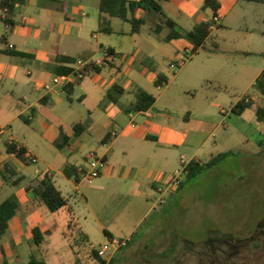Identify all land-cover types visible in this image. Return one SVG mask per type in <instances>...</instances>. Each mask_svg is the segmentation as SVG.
Instances as JSON below:
<instances>
[{"label":"rangeland","instance_id":"374dc122","mask_svg":"<svg viewBox=\"0 0 264 264\" xmlns=\"http://www.w3.org/2000/svg\"><path fill=\"white\" fill-rule=\"evenodd\" d=\"M86 4V10L92 16L96 6L92 0H86ZM162 5L164 12L184 30H190L194 22L206 18V10L203 9L189 17L183 4L163 1ZM142 16L148 19L150 15L144 13ZM153 19L150 18L143 25L144 29L139 34H109V43L120 53L115 59L116 63H120L127 56L121 68L123 74L117 81L128 89L137 86L148 88L155 99H158L156 110L168 113L173 118L177 113L184 115L186 111L189 112V117L196 116L193 121L197 132L189 131L185 145L176 147L177 154L182 152L188 158L196 156L203 162L219 153L227 152V156L212 168L186 181L183 179L180 194L177 197L168 195L163 205L155 202L159 197L156 195L146 207L137 210L125 208L123 202L103 209L104 207L94 203V196L89 194L92 204H95L92 206L98 218L96 220L91 211L88 212L84 199L85 186L88 187L90 183L84 180L82 186L76 188L74 180L64 176L61 170L69 163H85L82 155L102 146L97 139L101 130L95 128L82 137H76L71 145L61 149L48 140L54 127L71 134L70 126L74 121L89 118L88 110L93 109L92 103L89 100H77L85 92L88 75L82 85L76 86L73 102H69L64 94L55 95L50 92L48 101L39 104V96L47 93L42 87L44 82H50L54 75L50 77V72H47L44 77H39L37 67L30 68L32 75L25 76V79H32L26 84L19 82L12 86L10 81H3L0 85V124L9 120L16 110L33 104V122L28 124L21 118H16L11 122L12 131L37 157L50 165L47 167L42 161L35 159L23 166V173L31 176L50 172L52 180L59 186L82 231L88 237L84 233L76 240L74 238L78 235L72 237L78 245L74 250L72 240L64 237L62 233L65 225L64 213L53 214L48 211L46 222L53 229L48 238L39 244L46 264H75V261L78 264H97L89 253L103 245H110V250L104 257L106 264L111 260L112 264H209V257L204 259L200 256L208 254L205 252L211 255L213 250L217 252L218 243L224 245L227 240L237 242L252 238L257 236L258 232H254L260 224L264 228V123L257 121L254 115L255 108L264 103V96L251 86L254 76L264 64V34L260 33L264 30V3L241 0L225 11L221 20L224 27H214L205 40L204 47L196 52L185 54L184 49H181L173 57L176 59L172 61L176 64L175 68L170 66L169 59L160 60L156 57L152 62L150 58V54L156 50L148 42L149 38L153 39L148 34V28L152 26L154 31L156 26L153 25ZM97 22L88 21L90 24L85 30L87 46L95 45L98 41L107 43L102 36L106 33L98 29ZM110 24L116 30L127 31L131 27L129 22L116 17L110 19ZM92 30L99 35L98 39L92 38ZM168 31V27L160 24L159 35ZM155 41L157 48L170 47L162 40ZM213 43L221 48L219 54L210 51ZM170 45H174V42ZM188 48L191 50V45ZM133 58H136L134 68L129 67V61ZM141 61L151 69L144 79L137 81L133 75H127L126 69L128 67L136 70L141 65L142 70H146L148 67L141 64ZM21 67L27 69L24 65ZM231 69L232 73L229 75ZM110 70L111 67H106L103 73L108 75ZM152 71L162 72L168 77V82L156 87L153 84ZM92 73L95 72H91L88 77ZM205 75L210 77L204 79ZM218 80L227 82L228 88L218 91ZM11 90L13 93H10ZM244 94L250 95L253 100L245 120L232 112L233 104ZM133 99L132 93L124 97L123 101ZM221 107L228 113L222 114ZM204 110L205 114H200ZM2 142L3 138L0 137V144ZM72 150L75 151L71 152ZM14 164L21 168L17 162ZM2 196L0 195V200L5 198ZM153 204L154 208L147 213ZM132 229L134 235L127 239V232ZM104 230L112 232L113 239L125 241V245L115 250V246H111L113 239ZM170 239L178 240L176 249L163 257L161 253L168 247ZM256 242L258 243L255 239L242 242V249L253 253ZM34 255L38 256L37 253ZM28 258L24 255L22 263ZM235 260L237 264H264V256L245 255L235 257ZM226 261L231 260L227 258Z\"/></svg>","mask_w":264,"mask_h":264},{"label":"crops","instance_id":"0c3cea01","mask_svg":"<svg viewBox=\"0 0 264 264\" xmlns=\"http://www.w3.org/2000/svg\"><path fill=\"white\" fill-rule=\"evenodd\" d=\"M203 1L204 0H179L174 3L183 4L186 14H188L189 17H192V15L202 10ZM218 1L220 2V8L217 12V16L218 21L222 24L221 20L223 19L225 11L230 10L241 0ZM92 2H94V5L96 6V11L92 16H89L90 12L86 10V0H25L22 5L18 6L14 14V24L11 25L9 31H7L4 25L0 23V85H2L3 81L7 80L10 81L12 86L19 82L26 84L32 79L31 77L25 79V76L32 75L31 67H37L36 71L39 77H44L47 72H50V77H52L56 74L55 69L59 65V62L56 60L58 55L70 56L75 59L88 57L94 58L101 57L102 54L100 55L99 51H102L103 53L107 48H111L114 51V60L109 65H105L100 72L92 73L93 75L91 77H88V75L87 78H89V81L84 86L85 92H82L77 97L78 101L89 100L92 103L93 109L91 108L92 110H88V113L90 114L89 118H79V120L74 121L70 126L71 134L67 133L71 136V145L76 137H82L85 133L93 131L95 128L101 130L97 139L102 146L96 148L95 151L105 158L106 165L100 176L88 184V187L85 186L86 193L84 195V199L88 205V212L91 211L93 217L98 220L96 212L94 211V206H92L96 203H98L100 207H104L103 209H109V207H111L110 205H117L120 202H123L125 208L129 210H137L140 207H146L149 201L156 198V195H158L155 191L156 185L164 182L169 174L181 168L180 155L183 153L180 152V154H177L176 147H183L187 142L189 131L192 130L196 133L197 128L194 129L193 121L196 119V116L193 117L194 119L189 117L188 111H186L184 115L177 113V116H174L173 118L168 113L156 110L158 99H155V103L147 111L141 112H125L120 105L111 100L107 99L105 101L106 98L104 97L108 89L114 83H117L122 87V93L119 94V101L122 105L127 106L135 100L134 95L133 100L126 102L123 101L124 97L128 96V94H134L136 87L128 89L127 86H124L117 81L118 77H121L123 74L121 68L125 63L127 56H124L123 61L120 63H116L115 59L120 53L114 45L109 43V34H134L129 33L131 27L127 31L114 29L110 24L111 18H109V25L112 28V32L105 31L100 25L99 0H92ZM144 13L146 12L138 10L137 16H142ZM204 13L206 14V18L202 20L209 19L211 16L210 10H206ZM148 14L150 16L147 19V22H149L150 18H154L153 20L155 23L153 25L157 24L159 21L157 15L155 17L154 13ZM89 20L92 21V23L95 22V20L98 21V29L101 30V32L106 33V35H102L104 41L107 42L106 44H103V41H98L95 45L87 46L85 30L88 29L87 26L90 24L88 23ZM198 22H194L192 27ZM177 24L178 28L184 30L178 22ZM143 29L144 28H142L139 33H141ZM90 33L92 38H99V35L94 30L90 31ZM260 33L264 34V30ZM148 34L153 38H149L148 42L156 48V53L154 52L150 54L152 62H154L157 57L160 60L169 59V63H171L175 59L173 57L176 56L181 49H184L185 54L190 50L188 48L190 43L184 38L165 42L170 47L157 48L155 40H162L167 33L164 35L156 34L153 31L152 26H150V28H148ZM3 36L4 42H1ZM8 42L14 45L11 51L5 47V44ZM171 42H174V45H170ZM217 52L219 54L221 48H219ZM141 53L144 52L141 51ZM135 60L136 58H133L129 61V67L132 66L134 68ZM174 61H176V59ZM141 64L147 66L144 61H141ZM223 64L224 63H222L221 66H223ZM23 65L27 67V69H23L21 67ZM106 67H111L108 75L103 73ZM147 67L146 70H142L141 65L136 70L127 67L126 73L127 75H133L135 80L141 81V79H144V77L148 75L147 72L151 69L149 66ZM219 68L220 67H218V70ZM263 68L264 64L254 76L251 86ZM159 73L162 72H153L154 85L155 79ZM231 73L232 69L229 75H231ZM203 77L206 79L210 76L205 75ZM85 78L86 76L78 82L77 85H82ZM221 81L222 80H218V91L226 90L228 88L226 84L227 82ZM76 86L74 87V92L72 94L73 101ZM147 89L148 88L145 90ZM147 91L151 93L150 90ZM10 93H13V90H11ZM60 94L65 95L63 91H61ZM46 97L49 99V93H43L39 96L37 100L38 103L40 104L48 101L43 100ZM250 108L246 109L239 116L245 120V116ZM205 112L206 110L200 112V114H205ZM33 114L34 105L28 104L25 108L16 110L9 120L0 124V126L8 127L7 133L0 135V137L3 138V142L0 144V168L4 163H9L19 174L26 176L21 184L13 186L6 182L0 174V195H3L2 198L15 194L20 202V207L17 213L9 222L7 232L0 237V264H15L16 262L23 264L25 262L22 263V257L24 255L25 257H30L32 255L36 256L34 253L38 254V256H36L37 258H42L43 255L39 248L40 245L33 241L32 228H40V232L44 236L43 241L48 238L49 233L53 229L49 228L46 222V219L49 216L48 211H51L45 206H36L32 204V192L24 189L26 181L36 177L38 174H32L31 176L24 174L23 166L27 163L19 159L14 153L8 152L6 149L7 145L11 143L12 138L18 146H22L27 150V156L34 157V159L42 161L45 166L50 167V165L42 158L37 157L35 153H33L19 138V136L12 131L11 122L13 120L16 118L22 119L23 116L30 120L28 123L30 124L34 120ZM228 116H230V113ZM251 118L250 122L252 120ZM85 120L87 121L85 130L79 136H73V125L76 122ZM199 122L201 125L203 124L202 121ZM113 130L117 131V134L115 136H110V139L106 142H102L105 135L108 132L111 133ZM60 132L61 128L58 129L57 127H54L49 133L48 140L53 143L60 135ZM46 133H48V131ZM74 151L75 150H72L71 152ZM194 157L196 156H191L189 158L192 159ZM85 158L86 154L82 155V159L84 160ZM14 162H17L21 168L16 166ZM83 164V161L69 163V165L74 166L77 171L80 165ZM63 169L64 168H62L61 173L68 177ZM47 174L52 177L50 172ZM83 182H85L83 178H80L78 183L75 182L76 188L81 187ZM57 187L59 188V186ZM181 189L182 186L172 191L169 196L172 195V197H177L180 194ZM89 194L94 196L95 204H92L91 196ZM2 200H0V202ZM68 207L72 210V207L69 205ZM151 208H154V204L149 207L147 213ZM59 212L64 213L66 224L68 218L66 209L51 213L56 214ZM73 214L75 213L73 212ZM135 227L136 226H134V228ZM80 228L82 229V227ZM133 229L127 232L129 233L127 239L132 238L134 235ZM108 233L113 239L114 234L109 231ZM113 240H115V238ZM171 240L172 239H170V241ZM75 264L78 263L75 261Z\"/></svg>","mask_w":264,"mask_h":264},{"label":"trees","instance_id":"16d2710c","mask_svg":"<svg viewBox=\"0 0 264 264\" xmlns=\"http://www.w3.org/2000/svg\"><path fill=\"white\" fill-rule=\"evenodd\" d=\"M162 1L167 0H99V11H100V25L107 32H112V28L109 25V18L116 17L123 21L129 22L131 24L130 34L139 33L146 24L147 19L143 16H137V11L142 10L146 13H154L159 16V22L157 23L154 32L158 34L160 29V24L168 27L169 31L162 38L164 42H169L173 39L184 38L186 39L190 45L191 50H189V54L192 52H196L199 48L204 47L205 40L210 36L212 28L214 27H224L218 20L214 18L217 17V12L220 8V2L218 0H204L202 4L203 10H210L211 16L207 20H202L190 29V30H182L178 28L177 22L168 16L162 7ZM173 2H178L179 0H169ZM257 3H264V0H248ZM25 0H0V8L7 9V23L10 25L14 24V14L18 6L22 5ZM1 42H4V36L1 39ZM219 46L216 43H213L211 48V52H217ZM11 51V49H8ZM112 54H115L111 48H107ZM77 59V58H76ZM76 59L70 56L58 55L56 60L59 62V65L56 67V74H64L71 70H73V65L76 62ZM172 63V62H171ZM170 63V64H171ZM104 67V65L99 66L97 64H92L83 69L85 76L89 75L90 72H100V70ZM168 82V77L163 73H159L155 79V86L159 87L161 84ZM78 84V82L68 83L62 86V90L65 93V98L69 101H73L72 94L74 92V87ZM252 87L262 96H264V68L260 72V74L255 79ZM122 93V87L114 83L107 91L106 98L111 100L112 102L120 105L125 112H141L147 111L150 107L155 103V97L152 93L148 92L142 87H136L134 91L135 100L129 105H122L119 101V94ZM43 100H48V98H44ZM42 100V101H43ZM253 100L252 97L248 94H244L236 103L233 104L232 112L235 114H242L246 109L252 107ZM255 116L256 120L264 123V103L258 105L255 108ZM22 119L29 123L30 120L26 119L22 116ZM87 121H79L76 122L72 127L73 136H79L86 128ZM111 133L108 132L102 142H106L110 139ZM71 136L68 135L61 129L60 135L57 139L54 140V145L61 149L65 146L70 145ZM7 151L10 153H14L19 159L24 161L25 163L33 162L34 157L27 156V150L22 146H17V143L11 142L6 147ZM227 156V152L219 153L212 158H210L207 162L201 161L199 158L194 157L190 160L188 165L184 170V181L194 177L197 174L204 172L212 168L214 165L218 164L224 157ZM64 173L73 178V180L78 183L81 178V173L77 171V169L69 164H66L64 169ZM0 174L4 178L6 182L10 185L16 186L21 184L26 176L23 174H19L17 170L10 165L9 163H4V165L0 168ZM183 185V182L180 186ZM24 189L26 191H31L33 196L31 199L32 204L36 206H45L51 212H57L61 209H66L68 213V218L63 230V234L71 242L72 247L78 248L76 245L77 237L81 238L82 229L79 226L78 221L76 220L72 210L68 207L67 199L62 194L61 190L56 186L55 182L52 178L44 172L42 174H38L36 177L28 179L24 184ZM20 207V202L15 194H11L8 197L4 198L0 202V237H2L8 230L9 222L11 218L17 213ZM33 241L36 244H40L44 236L40 232L39 227H33ZM105 234L112 239L111 235L107 230H104ZM75 235L76 238L73 240L72 237ZM86 238L87 235L84 233ZM72 238V239H70ZM177 239H172L166 249L161 253L163 257H167L170 255L175 249L177 245ZM89 255L93 256V260L97 262V264H106V260L104 257H101L98 254V250H91ZM7 264V263H4ZM23 264H46L43 258H37L36 256H30L29 259ZM112 264V260L108 263Z\"/></svg>","mask_w":264,"mask_h":264},{"label":"built area","instance_id":"2783aa9c","mask_svg":"<svg viewBox=\"0 0 264 264\" xmlns=\"http://www.w3.org/2000/svg\"><path fill=\"white\" fill-rule=\"evenodd\" d=\"M218 20V16L214 18ZM7 21V9L0 8V23L4 25L7 31L10 30L11 25L6 22ZM7 49H12L14 45L10 42L5 44ZM189 53V51L187 52ZM114 54L110 53L107 50H104L101 57H88V58H78L73 65V70L64 73V74H55L50 82H44L43 88L47 93L52 92L55 95H59L62 90V86L68 83L80 82L85 74L83 69L89 65L97 64L99 66L109 65L113 60ZM170 66L175 68L176 64L171 63ZM220 112L222 114H227L228 111L224 108H220ZM7 133L6 126H0V135H4ZM117 131L113 130L111 132L112 136H115ZM11 142H14L11 138ZM18 146V145H17ZM191 158L186 157L185 154L180 155V164L181 168L176 170L175 172L168 175L167 179L161 184L156 185L155 191L159 195L156 198V202L159 205H163L166 203V197L174 190L180 187L184 179V170ZM106 165V160L103 156H100L95 150H91L88 152L85 158V163L80 165L78 168V172L81 173V178H83L86 182L91 183L95 178L100 176L104 167ZM125 245V241L113 240L111 246H115V250ZM98 254L101 257H105L107 252L110 250V245H103L99 247Z\"/></svg>","mask_w":264,"mask_h":264},{"label":"flooded vegetation","instance_id":"af4514ba","mask_svg":"<svg viewBox=\"0 0 264 264\" xmlns=\"http://www.w3.org/2000/svg\"><path fill=\"white\" fill-rule=\"evenodd\" d=\"M263 224H260L258 228H256L254 234L258 232L257 236H253L252 238H247L245 240L241 241H232V240H227L225 241L224 245L218 243V250L215 252L213 250V253L210 255L209 252H205L208 254H204V256H200L201 258H208L209 259V264H215V261H218V264H237L235 257H241L245 255H254V256H264V228H262ZM258 238V239H257ZM257 240L258 243H254V247H256L255 251L251 253L248 250H243L241 246L242 242H247V241H254ZM230 258V262H227L226 259ZM200 262V261H199ZM201 263V262H200Z\"/></svg>","mask_w":264,"mask_h":264}]
</instances>
